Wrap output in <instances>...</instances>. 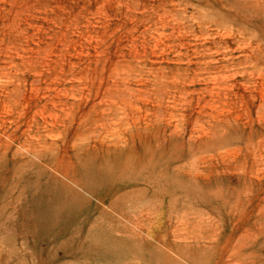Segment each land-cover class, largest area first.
Listing matches in <instances>:
<instances>
[{"label":"rangeland","instance_id":"obj_1","mask_svg":"<svg viewBox=\"0 0 264 264\" xmlns=\"http://www.w3.org/2000/svg\"><path fill=\"white\" fill-rule=\"evenodd\" d=\"M0 264H264V0H0Z\"/></svg>","mask_w":264,"mask_h":264}]
</instances>
